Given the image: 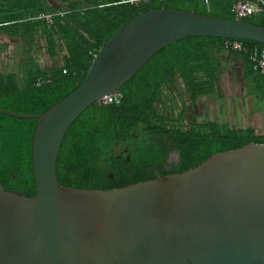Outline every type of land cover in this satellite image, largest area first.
<instances>
[{
  "label": "water",
  "instance_id": "water-1",
  "mask_svg": "<svg viewBox=\"0 0 264 264\" xmlns=\"http://www.w3.org/2000/svg\"><path fill=\"white\" fill-rule=\"evenodd\" d=\"M209 35L264 43V26L173 7L124 21L83 82L36 118L32 196L0 183V264H264V142L211 154L181 172L112 188L63 185L64 135L165 46ZM179 153H177L179 161Z\"/></svg>",
  "mask_w": 264,
  "mask_h": 264
},
{
  "label": "trees",
  "instance_id": "trees-1",
  "mask_svg": "<svg viewBox=\"0 0 264 264\" xmlns=\"http://www.w3.org/2000/svg\"><path fill=\"white\" fill-rule=\"evenodd\" d=\"M237 1L0 0V51L15 40L23 57L17 71L0 66V107L19 113L48 110L83 82L100 47L141 11L165 6L233 18ZM243 18L264 26V12ZM226 40L234 39L196 35L175 41L122 85L120 103L86 108L64 135L57 159L60 182L76 188L120 187L181 172L218 151L264 142L254 125L194 122L189 115L197 100L224 98L226 69L234 63L247 95L264 107V73L254 69L250 51L227 47ZM239 40L248 49L261 44ZM44 55L59 62L48 63ZM36 125V118L0 111V183L28 196L37 190ZM174 148L179 162L169 167Z\"/></svg>",
  "mask_w": 264,
  "mask_h": 264
},
{
  "label": "rangeland",
  "instance_id": "rangeland-1",
  "mask_svg": "<svg viewBox=\"0 0 264 264\" xmlns=\"http://www.w3.org/2000/svg\"><path fill=\"white\" fill-rule=\"evenodd\" d=\"M15 49L17 50V48ZM225 77L227 82L225 83L224 98L219 99L217 96L213 95L206 97L202 102V109L206 111V114L202 117H197L196 121H204L206 119L221 121L223 119L231 122L233 121L238 125H254L258 131L264 133V107H255L256 105L253 99L247 96L241 79H238L235 75L230 76V72H228V75ZM240 96H243V99L246 100L244 103L246 106L250 104L253 114H251L250 110L246 111V108H239V104L236 107H231V109L225 106L226 99H238ZM239 101L240 99H238V102ZM256 102L259 104L258 101ZM207 112H209V114ZM161 139L162 138H157L156 141L161 142Z\"/></svg>",
  "mask_w": 264,
  "mask_h": 264
},
{
  "label": "built area",
  "instance_id": "built-area-1",
  "mask_svg": "<svg viewBox=\"0 0 264 264\" xmlns=\"http://www.w3.org/2000/svg\"><path fill=\"white\" fill-rule=\"evenodd\" d=\"M130 2H140V1H149V0H127ZM238 0L234 6L233 11L236 17L243 18L247 16H251L253 14H260L264 12V1L259 0ZM47 18L51 19L49 16ZM225 45L227 47H231L237 51H250V57L254 63V69L264 73V43L254 44L249 49L245 46L239 39L234 40H226ZM123 98V93L118 90L114 93L107 94L103 96L98 102L102 104H110V103H120Z\"/></svg>",
  "mask_w": 264,
  "mask_h": 264
},
{
  "label": "flooded vegetation",
  "instance_id": "flooded-vegetation-1",
  "mask_svg": "<svg viewBox=\"0 0 264 264\" xmlns=\"http://www.w3.org/2000/svg\"><path fill=\"white\" fill-rule=\"evenodd\" d=\"M230 71V70H229ZM240 71L241 69L239 67H237V69L235 70V72L232 74L230 72V76L231 75H235V77H237L238 79H241L240 77ZM249 98L253 99L254 103H255V107H260L259 104H257V102L255 101V97H252L251 95H247ZM238 99H240V101L238 102ZM234 98V99H226L225 101V106H228L229 109H231V107H236L239 104V108H246V111L250 110L251 114L252 110H251V106L250 104H248L247 106L244 104L246 102V100L243 99V96H240V98ZM248 102V101H247ZM232 111V110H231ZM209 114V112H207ZM206 114V111L202 109V100H197L196 104H194L193 106H191L189 108V115L192 118V121L197 122L196 118L197 117H202ZM247 114V113H246ZM205 121V120H204ZM201 122V121H198ZM177 153H179L178 151L174 150L169 152V156H168V163L170 164L169 167H171V164H178V157H177ZM180 155V153H179Z\"/></svg>",
  "mask_w": 264,
  "mask_h": 264
},
{
  "label": "crops",
  "instance_id": "crops-1",
  "mask_svg": "<svg viewBox=\"0 0 264 264\" xmlns=\"http://www.w3.org/2000/svg\"><path fill=\"white\" fill-rule=\"evenodd\" d=\"M15 42H16L15 40H12L10 44L8 40V43L5 44L4 49L0 51V66L7 71L9 70L17 71L19 70V68L22 67L23 57L20 51L15 49L16 48V45L14 44ZM44 56L48 63L59 62V58L57 57H48L47 55ZM238 66H239L238 64L234 63L233 65L230 66V68L226 69L227 75L228 72H231L233 74Z\"/></svg>",
  "mask_w": 264,
  "mask_h": 264
},
{
  "label": "bare ground",
  "instance_id": "bare-ground-1",
  "mask_svg": "<svg viewBox=\"0 0 264 264\" xmlns=\"http://www.w3.org/2000/svg\"><path fill=\"white\" fill-rule=\"evenodd\" d=\"M64 72V71H63Z\"/></svg>",
  "mask_w": 264,
  "mask_h": 264
}]
</instances>
